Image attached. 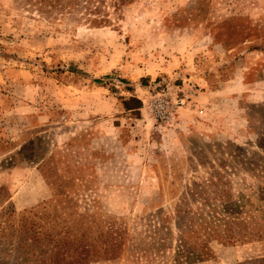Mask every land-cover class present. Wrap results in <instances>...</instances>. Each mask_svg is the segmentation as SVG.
Returning a JSON list of instances; mask_svg holds the SVG:
<instances>
[{"label": "rangeland", "instance_id": "374dc122", "mask_svg": "<svg viewBox=\"0 0 264 264\" xmlns=\"http://www.w3.org/2000/svg\"><path fill=\"white\" fill-rule=\"evenodd\" d=\"M41 1L0 0V264L263 261L264 0Z\"/></svg>", "mask_w": 264, "mask_h": 264}, {"label": "trees", "instance_id": "16d2710c", "mask_svg": "<svg viewBox=\"0 0 264 264\" xmlns=\"http://www.w3.org/2000/svg\"><path fill=\"white\" fill-rule=\"evenodd\" d=\"M136 1L137 0H42L41 10H45L52 14L56 11L62 12L63 14H68L76 18L79 22L85 21L93 26L101 27L112 23L111 9L114 10L115 14H118L125 6ZM79 14H81V16H78ZM134 101L140 104L139 100L132 98L125 101V107L128 110L132 109L129 103ZM113 235L114 234H111L109 231H100L97 235L98 240L95 241L96 245H90V242H88L90 239H84L85 235L80 239H76L79 241V244H69L65 250L67 254L73 252L75 255L76 260L70 264H87L92 260L113 258L118 249V247L112 243L115 239ZM263 261H256V263L262 264Z\"/></svg>", "mask_w": 264, "mask_h": 264}, {"label": "built area", "instance_id": "2783aa9c", "mask_svg": "<svg viewBox=\"0 0 264 264\" xmlns=\"http://www.w3.org/2000/svg\"><path fill=\"white\" fill-rule=\"evenodd\" d=\"M169 103H173V106L171 107ZM182 102L177 101V102H173L172 101H168L166 99H163L161 101H159L158 103H156L155 105V110L158 112V114L165 118V117H169L170 114L173 112L174 108H177L178 106H180Z\"/></svg>", "mask_w": 264, "mask_h": 264}]
</instances>
